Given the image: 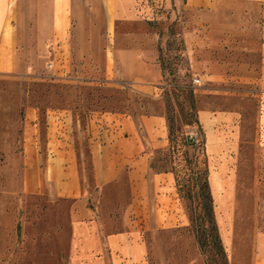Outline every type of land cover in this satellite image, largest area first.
I'll return each instance as SVG.
<instances>
[{
  "label": "rangeland",
  "instance_id": "rangeland-1",
  "mask_svg": "<svg viewBox=\"0 0 264 264\" xmlns=\"http://www.w3.org/2000/svg\"><path fill=\"white\" fill-rule=\"evenodd\" d=\"M218 1L221 7L208 12L183 13L169 3L154 9L157 19L151 26L159 32V62L169 86L162 100L101 82L0 80V264H225L211 236L206 233L208 252L197 240L201 225L210 228L200 211L205 201L199 188L205 178L226 263L264 264V0H238L237 10H231V0ZM186 28L207 31L199 34L205 40H197L210 47L203 73L191 71ZM96 38V32L84 28L76 35L74 81L93 79ZM124 62L128 72H139L134 60L125 57ZM27 106L81 114L128 111L136 119L144 110L164 109L169 142L150 147L146 209L133 211L123 225L102 219L87 149L83 194L63 199L48 184L38 198L27 195L20 131ZM79 134L85 144L84 133ZM165 174L172 181L160 184L166 190L172 184L173 192L156 194L155 177ZM159 199L166 208H157ZM18 220L23 222L24 246L17 243ZM62 224L70 229L63 240ZM39 249L47 254L38 255Z\"/></svg>",
  "mask_w": 264,
  "mask_h": 264
},
{
  "label": "crops",
  "instance_id": "crops-1",
  "mask_svg": "<svg viewBox=\"0 0 264 264\" xmlns=\"http://www.w3.org/2000/svg\"><path fill=\"white\" fill-rule=\"evenodd\" d=\"M168 3L183 13L218 10L222 4L218 0H0V80L101 82L162 100L163 90L169 86L159 62V32L151 23L157 19L154 9ZM231 8L237 10L238 0H231ZM83 28L97 34L96 71L93 79L74 81L72 52ZM205 33L198 28L184 30L193 74L203 73L208 66L210 47L197 41L205 40L199 36ZM125 57L134 60L138 73L128 72ZM2 111L0 91V116ZM20 131L26 194L38 198L48 184L55 185L62 198L83 194L87 149L93 179L100 189L99 211L112 225L126 224L133 211L146 209L145 194L151 193L150 147H165L169 142L164 109L154 113L144 110L136 119L128 111L81 114L70 108L27 106ZM171 176L155 177L156 194L173 192L172 184L171 190L160 184L162 180L171 182ZM156 202L157 208H166L160 206V199ZM61 226L60 239H67L69 226Z\"/></svg>",
  "mask_w": 264,
  "mask_h": 264
},
{
  "label": "trees",
  "instance_id": "trees-1",
  "mask_svg": "<svg viewBox=\"0 0 264 264\" xmlns=\"http://www.w3.org/2000/svg\"><path fill=\"white\" fill-rule=\"evenodd\" d=\"M169 30L173 31V25H171L169 27ZM198 129H199V131H201V127H199ZM199 191L201 192L203 199L205 201V205L203 207H201L200 211H201V213H204L208 217L210 228L208 230H206L204 228V225H201L200 231H198V233H197L198 243L200 245V248L204 252H208V241L206 239V233H207L209 236H211V239L215 243V246L217 249V255L221 259H223L225 264H227L225 261L226 256H225L224 248H223V245H222V242L220 239L219 230H218V227L216 224L212 195L210 192L208 180L206 178H205L203 184L200 186ZM198 218L200 220H202V215L200 214L198 216ZM22 231H23L22 221L18 220L16 223L15 232H16V237H17V243L20 245L22 244Z\"/></svg>",
  "mask_w": 264,
  "mask_h": 264
},
{
  "label": "built area",
  "instance_id": "built-area-1",
  "mask_svg": "<svg viewBox=\"0 0 264 264\" xmlns=\"http://www.w3.org/2000/svg\"><path fill=\"white\" fill-rule=\"evenodd\" d=\"M194 142V140H192Z\"/></svg>",
  "mask_w": 264,
  "mask_h": 264
}]
</instances>
